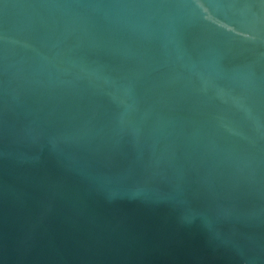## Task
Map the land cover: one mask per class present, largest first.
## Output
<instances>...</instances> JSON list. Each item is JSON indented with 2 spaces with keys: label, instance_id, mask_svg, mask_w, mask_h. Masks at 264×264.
<instances>
[{
  "label": "water",
  "instance_id": "1",
  "mask_svg": "<svg viewBox=\"0 0 264 264\" xmlns=\"http://www.w3.org/2000/svg\"><path fill=\"white\" fill-rule=\"evenodd\" d=\"M0 264H264V0H0Z\"/></svg>",
  "mask_w": 264,
  "mask_h": 264
}]
</instances>
